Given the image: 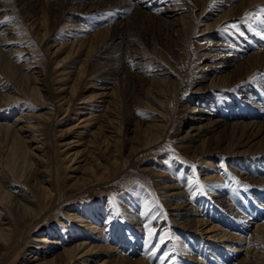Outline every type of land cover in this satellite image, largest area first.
I'll return each mask as SVG.
<instances>
[{
  "label": "rangeland",
  "instance_id": "1",
  "mask_svg": "<svg viewBox=\"0 0 264 264\" xmlns=\"http://www.w3.org/2000/svg\"><path fill=\"white\" fill-rule=\"evenodd\" d=\"M58 1L61 9L51 15L49 13L56 0H8L7 4L0 0V25L9 28L16 23L17 29L8 36L10 40H7V45L0 43V54L3 52L8 56L0 58V79L5 85L2 93L9 91V95L17 98L0 106V119L3 118L0 120V156H6L12 145L10 133L7 136V131L1 125L13 123L18 115L31 114L36 122L34 124L44 125L42 132L52 167L50 184L39 181L38 178L45 173H33L35 164L30 166L16 162L12 176L6 170L9 175L6 185H11L7 187L13 196L11 198L14 200L20 194L28 195V199L45 205V210L36 219L22 212L21 208L12 207V202L1 203L0 222L5 223L6 227L11 226L13 233L10 238L8 236V246L2 241L3 238L0 239V264H29L36 256L53 258L67 246L57 250L51 249L52 246L46 250L40 248L43 251L40 253L33 248L34 242L37 243L33 241L34 237L50 236L64 243L72 237L69 227L79 229V240L88 238L89 243L98 245L94 249L95 255L100 256L98 264H124L126 260L122 262L119 259L121 254L133 259L142 258L148 264H204L192 261L193 257L202 255L212 262L210 264L218 263L215 260L218 254L225 251L227 240L220 245L221 250L216 251L218 245L208 246L200 238H193L179 225L181 218H187L184 214L190 211L188 206L184 209L175 207L184 201L196 205L200 215L218 225V228L227 229L237 225V219L227 209L229 206L234 210L242 209L248 215L245 222L249 218L258 223L264 222V132L256 139L258 143L252 146L255 151L261 152L257 157H232L229 152L230 143L244 132L243 129L233 131L230 124L262 121L261 126L264 125V12H261L264 0ZM231 2L236 4L235 8L240 13L235 12ZM174 3L185 4V8L178 11H189V14L185 18L179 14L166 17L162 8H169ZM44 13L47 23H42ZM220 15L222 17L218 18ZM34 20L41 22L40 28L31 27ZM117 20L123 21L121 25L126 26L124 36L131 45L125 44L115 53L114 49L102 45L106 42L103 36L107 27ZM46 32L43 38L42 34ZM74 38L80 39L82 54H76L57 65V61L64 59L69 50L66 43ZM13 50L18 52L10 53ZM86 50H89L88 56L85 55ZM19 51L24 55L20 60H15L20 55ZM222 54L236 58L238 62L226 66L222 71L223 63L219 62ZM142 55L147 61L160 62L162 66L156 67L165 68L164 71L168 73L154 76L160 70L153 71L155 68H150L148 63L140 62L138 57L142 58ZM6 59H11L15 68L5 67L2 61ZM82 59L86 60V73L75 84L76 101L65 113L62 109L71 101L60 100L57 96L62 92L58 93L54 88L72 84L67 78L68 72L77 70ZM24 65L27 68H23ZM95 65L105 72V76H109L105 84L113 91V95L106 97L109 100L106 112L95 109H98V114H103V119L110 112L117 114L118 125L121 126L117 135L121 153L117 156L116 164H112L109 157L116 147L101 151L81 168L80 173H73L66 168L64 145L76 139L77 131L85 130L80 128L85 124L80 123L84 115L77 114L79 109H76L80 95L99 94V85H104L103 81H98L87 90V85L93 81L91 70ZM125 65L128 69L131 67V71L139 65L132 85L127 81L130 79L128 70L119 71ZM14 69L18 73L24 72L28 79L17 73L13 76ZM34 71L46 73L43 100L29 92V86H34L31 80L35 76ZM157 77L166 81H152ZM24 93L29 97L26 98ZM2 101L3 97L0 96V104H3ZM194 106L207 109L210 116L192 112ZM234 106L246 114L243 119L229 118L230 113L235 111ZM46 112H51V115L42 117ZM207 118L208 121L226 122H221L224 125L213 132L201 135L202 139L209 138L206 146H217L222 152L193 156L195 153L189 151V145L197 146L198 150L203 147L201 137L195 139L189 126L193 121ZM153 122L158 124L156 128L146 127ZM74 125L79 126L71 130ZM160 128L163 129L161 140L158 139L156 144L151 143L149 148L141 145L139 150L132 152L133 146L138 147V143L145 142V136L149 134H159ZM86 139L92 145H95V139L102 140L101 137L90 136ZM71 175L76 177L69 178ZM55 179L57 188L62 191L60 203L53 202L54 197L58 198ZM83 181H86L84 188L81 186ZM43 188L47 190L42 192ZM51 188L55 189L54 196L52 200L50 197L46 199L45 192L53 195ZM219 199L224 202H218ZM92 211L100 215L97 222ZM69 212H77L84 219L95 221L99 227L106 229L104 234L95 229L91 231L90 227L71 219ZM21 217L26 219L20 220ZM254 221H250V229L256 228L251 223ZM236 225L228 230L232 233V239L236 237L234 242L237 246L233 249L235 252L231 250L229 253L240 259L246 252L253 256L254 246L247 247L246 240L242 239L249 238L250 229L244 232L238 230ZM127 233L138 239H126ZM239 244L242 249H239ZM106 245L115 246L120 253L107 254ZM230 254L227 256L231 257Z\"/></svg>",
  "mask_w": 264,
  "mask_h": 264
},
{
  "label": "bare ground",
  "instance_id": "2",
  "mask_svg": "<svg viewBox=\"0 0 264 264\" xmlns=\"http://www.w3.org/2000/svg\"><path fill=\"white\" fill-rule=\"evenodd\" d=\"M4 1H6V3H4V4L8 3V0H4ZM98 1L103 2L104 0H98ZM98 1L95 0V2H98ZM183 3H181V4L178 3L176 5L174 3V5L169 7V8H162V12H164L166 17H169V18L172 16L174 17L177 14H179L180 17L185 18L186 14H189V11L185 12V13L178 11V10L185 8V4H183ZM59 5H60V2L58 0H56V4L53 5V7H51L52 11L49 14L52 15V14H55L56 11H60L61 6H59ZM230 5H231V7L236 9V11H235L236 13H240L239 10L237 8H235L236 4L231 2ZM44 14L45 15L43 17H41V19H43L42 23H47L48 19H47L46 13H44ZM217 15H219V14H217ZM9 17L10 16H8V18ZM188 17L191 18L190 15H188ZM221 17H222L221 15L218 16V18H221ZM163 20H165L167 22H171L168 18H163ZM36 21L34 20L33 25L31 27L40 28V26L42 25L41 22H36ZM121 22H123V21L117 20L113 24L109 25L107 27L106 34H104V36H103V38L106 39V42L103 43L102 47L111 48V50L114 49L116 51L115 53H118L125 44H127V45L130 44L127 41V38L124 36V34H126V32H125L126 26H122ZM75 26H76V23H75ZM0 29H2V31H3V32L0 31L1 32L0 33V43L3 42V44L7 45L8 44L7 40H10L8 36L17 30L16 29V23H15V25L12 24L9 28H3V25L1 24ZM41 30H43V29H41ZM44 31H47V29H45ZM46 34H47V32L42 34V37L44 38L46 36ZM77 35H80V34H76V36ZM79 42H80L79 38H74V40H71L68 44L66 43V47L68 46L69 50L66 52L64 59H60L57 61L58 62L57 65L63 63L67 59L72 58V56H75L76 54H79V55L82 54L81 52L83 49V47H82L83 45L79 44ZM5 47H7V46H5ZM66 47H64L63 53H64V50L66 49ZM60 48L61 47H59L58 49H60ZM58 49L56 51H58ZM1 51H2V49L0 48V52ZM225 51H227V50H225ZM12 52L16 53L18 51L13 50L10 53H12ZM19 52L20 53H18V54H20V55L15 60H20L21 57L24 55V53H21V51H19ZM86 52L87 53L85 55L88 56L89 50H86ZM5 54L6 53L3 54V52H2L0 54V58L1 59L8 58V56H6ZM144 57H145L144 55H142V58H141V56L138 57L140 62H142L144 64L148 63V66H150V68L151 67L155 68V69H153V71L160 70V72L156 73L154 76H157V75L159 76V75L168 73V72L164 71L165 68L164 69L157 68L159 66H162V64L160 62H158V64H157V62H155V61H147V58L145 59ZM235 57H239V56L236 55ZM242 57H244V55ZM219 59H220L219 62L223 63V65H222L223 70L222 71H225L224 68L226 66H230V65L238 62L236 60V58H234L235 59L234 60L232 57H229L228 55H225V54H222ZM85 61H86L85 59H82V61L79 60V62H81V65H79L77 70L76 69L70 70V72H68L69 75L67 76V78L71 80V82H72L71 85L69 84V86L68 85H65L64 87L62 86L63 88H61V87L54 88L58 93L62 92V94L60 96L59 95L57 96L60 100L66 99V101L67 100L71 101V103L66 104L67 105L66 108L63 107L62 110L65 113H68L70 111V107H72L71 104H73L72 102L76 101L75 96L77 93V88H76L75 84H77V82L85 76V73H86ZM2 62L5 65V67H7V68H15L11 59H9V60L6 59L5 61H2ZM97 66L98 65H95L94 69L91 70L92 71L91 78L93 79V81L87 85V90H88V88H93L94 84H96V82H98V81H103L104 85H99L100 86L99 90H101L99 94H96V95L95 94H93V95L82 94V95H80L78 102H77L79 107H77L76 109H79L77 114L84 115L83 118L80 119V123L85 122V124L83 125V127H80V128H83L85 130L77 131V133L74 137L76 139H72L64 145V147H65V149H64V151H65L64 160H66V168H69V170L73 173H80L82 171L81 168H83L88 161H92L94 158L97 157L98 154H101V151L112 150L114 147H116L114 154L110 155V157H109L110 163H112V164H116L117 156H118V154L121 153V150H120L121 147L119 145V140L117 138L118 137L117 135L119 133L118 130L120 129L121 126L118 125L119 122L117 121V114L115 112H110V115L107 118L103 119V114H101V113L98 114L96 112L98 109H99V111L101 109L103 111L105 110V112H106V109L108 108L107 105L109 102V100H107V99L109 98V95H113L112 88L105 84V81H107L106 78H108L109 76L108 75L105 76V72L101 71L99 69V67H97ZM126 67H127L126 65L120 67L119 71L124 72L126 69L128 70L130 79L127 81H129V84L132 85L133 84L132 78H134V73L138 69H137V67H135L136 70H133L134 71L133 72V71H131V69H132L131 67H129V69ZM132 67H134V65ZM23 68H27L26 65H24ZM144 68H145V66H144ZM149 71H151V70H149ZM219 72H221V71H219ZM16 73L18 74V76H23V78L28 79L27 76L24 74V72L18 73L14 69V71L12 72L13 76H15ZM33 73L35 74V76H32L31 80H32V83L34 84V86H32L31 88L29 86V92L35 94L37 96V98H39V100H43V97H44L43 92H46V89H45L46 85L44 84L46 73H44L43 71H39V72L34 71ZM71 75H74V76L71 77ZM62 77H64V76H62ZM152 81L164 82L166 80H164L163 78L157 77V80L152 79ZM233 85H234V83H233ZM213 86L218 87L217 85H213ZM4 88H5V85L3 84V82H1V79H0V96L3 97V101H2L3 104H0V106L7 104L11 100L17 99L16 97H13V95H9V91L7 93H2L4 91ZM24 94L27 95L26 98L29 97V95L27 93H24ZM106 97H108V98H106ZM95 108H98V109H95ZM231 110H232V108L230 109V111ZM234 110L235 111H232L230 113L229 118L232 117V118H236V119H243L246 116V114H244V112H241V110L239 111L237 106H234ZM191 111L195 112V113H203V114L208 115V116H210V114H211L210 111H208L207 109H204L203 107L198 108V107L194 106L191 109ZM225 111H227V109H225ZM50 115H51V112H46L44 115H41V116L45 118V117H49ZM200 117L202 118L203 116H200ZM5 118H7V117H5ZM2 119L3 118H1L0 120H2ZM189 119L196 120L192 117H189ZM201 120L202 121H200V120L199 121H193V122H191L192 126H189V129L193 132V136L195 137V139H200L202 134L211 133L216 128H218L219 126H223L224 124H226V122L224 120H222V121H220V120L208 121V118H207V120L206 119H201ZM221 122L224 124H221ZM34 123H36V122L34 120L33 115L27 114L25 116H19V115L16 116L14 122L11 124L1 125L3 127V129L5 131H7L6 132L7 136H8V133H10V137H12V141H11L12 145L9 149V153L6 154V156H0V166H2V168H0V205H1V203H4V202L7 204L12 202V207L14 205L17 209L21 208L22 212L28 213L29 216L37 219L40 213L43 214V210H45V205H42V203H40V202H39L40 204H38L36 202V200L34 201L32 199H28V195H24V194L18 195L13 200L11 198L13 196H11L9 190H7V187L9 188L11 185L10 186L6 185V183H9V180H8L9 175L8 174H10L12 176L13 165L17 164L16 162H19L22 165L27 163L30 166L32 164H35L36 170L33 173H36V172L45 173V175L38 178L39 181L45 182L47 184H50V182H51L52 176H50V173L52 171V167L49 164L50 159L47 155L48 149H47V145L45 144V141H44L45 140L44 133L42 132L44 129V125L41 123H37V124H34ZM1 124H3V123H1ZM157 125L158 124L156 122L155 123L153 122L149 125H146V127L156 128L155 126H157ZM261 125H262V121H248V122L241 121V122H236V123H232L229 125L233 131H239L242 129L244 131L242 134L239 135L237 140L234 139L230 143L229 148L231 150L229 149L230 150L229 152H230V155H232V157L233 156L234 157H242V158H246L244 156H247V157L248 156H250V157L255 156V157H257L258 153H261L260 151H255L252 147L255 145V143H258V141L256 139L260 135H262L264 132V129H263L264 125L263 126H261ZM78 126L79 125H74L73 127H71V130L78 128ZM94 128L96 130H94ZM86 129H90L91 131L87 132ZM26 132H29V134L26 135L25 134ZM162 132H163V129L160 128L159 134H149V135L145 136L146 141L143 142L142 144L138 143V147L133 146L132 152L139 150L142 146L144 148H149L152 146L151 143H153V142H154V144H156L158 139L161 140V138L163 136ZM88 136H90L92 138L93 137L98 138V139L101 137L102 140L101 141H95L96 140L95 139L93 141V139H91L95 144V145H92L89 143L90 141L86 139V137H88ZM10 137H9V139H10ZM208 139L209 138H207V137L203 138V139L201 137V145L203 147L201 150H198L197 146H194V147H192L190 145L188 146L189 151L191 153H195V154H193V156L216 155L217 153L222 152L221 149H219V147H217V146L212 147L209 144L206 146L205 142ZM233 142H235V143H233ZM34 144H35V146L32 147ZM205 152H207V153L204 154ZM262 152H264V150ZM253 153H256V154H253ZM1 161H3L4 163H2ZM258 163H259V161H258ZM56 169H58V167H56ZM6 170H7V172L9 171L8 174H6ZM146 170H150V169H146ZM102 174L104 175L105 173H102ZM211 176L213 177V175H211ZM14 177H17V176H14ZM75 177L76 176L71 175L69 178H75ZM214 177H215V175H214ZM216 177H218V176H216ZM57 179H55V182H54L55 183V189H57V190H55L54 188L50 189L51 192L53 191L52 192L53 195L50 192H45V194L47 196L46 199H48L50 197V199L52 200V198L54 196V190H55L56 194L58 195V198L54 197V199H53L54 203H55V201H56V203L57 202L60 203L62 198H63V196L61 194L62 191L57 188L58 187ZM85 182L86 181H83V183L81 185L82 188H84V186L86 185ZM46 190H47L46 188H43L42 192H44ZM217 201L220 203L224 202L222 199H219ZM185 202L186 201L179 203L180 205L178 207H175V209L176 208L177 209H180V208L184 209L185 207L188 206V209L190 210L188 213L184 214L185 216L187 215L186 216L187 218H185V219L181 218L182 221L179 220L180 221L179 225H181L182 229L188 231L191 234V236H193V238H197V239L200 238V240L204 241L206 243V245H208V246H214L215 247L216 245H218V246H216V251L221 250L220 245H222V243L224 244L225 241L227 240L226 244L224 246L225 251H223L220 254H218L219 252L217 253L218 254L217 260H215V261H218V263H215V264H264V222H262V223H258V221L255 222L254 220H252V218H249L247 220V222H245L246 218H248V215H246L242 211V209L237 208L234 210V208L231 206L227 207V209L231 210L230 212H232V215H234V217L237 219V221H236L237 225L234 224L232 226L236 225L238 230L242 229L244 232L246 229L249 230L250 226H251V225H249L250 221H254L251 223H252V225H256V228L249 230V231H251L249 238H246V239L242 238L243 240H246V246L247 247L254 246V247H252L253 256L248 255V253L246 252L244 254V256L240 259V257H238L237 255L232 256L229 253L231 250L233 252H235L233 249H236V247H237V246H235L236 244L234 242V239L236 237H234V239H232L233 238V237H231L232 233L228 232V230L230 231L232 226L229 227L230 229L229 228L224 229V228H220V227L218 228V225L213 224V222L211 223V220H207V218H203L200 215L201 212L196 209L197 208L196 205L194 206L193 204L185 203ZM77 212H78V210H77ZM76 213H74V212L70 213L69 212L68 216L71 219H75V221L81 222L80 224L87 226V227H90L91 231H94L93 229H95L96 232L103 233L106 230L103 227H99L97 224H95V221H92V220L89 221L87 219H84L81 215L76 214ZM92 213H93V217L96 218V222H97V220H98L97 217H99L100 215H98L96 213V211H94V212L92 211ZM22 219L24 220L26 218L21 217L20 220H22ZM208 219H210V218H208ZM37 223H38V221H37ZM210 224H213V225H210ZM69 228L71 230L72 237H70L69 240L64 242V243L61 241H57L56 238H52L50 236L48 238H47V236L42 237V238H35L34 237L33 241L37 242V243L34 242V244H35L33 247L34 250L40 251L41 250L40 248H45V250H46L47 247H50V246H52L51 249H53V250L54 249L57 250L59 248H63L66 246L67 247L61 253L55 255L53 258H47V256L40 258V256H36V257H34L35 259L33 261H31V263H29V264H88L89 261L91 262L90 264H93V263L98 264L97 262L100 259V256L95 255L97 253H95L96 251H94L95 247H97L98 245L89 243L87 241L88 238L82 237L79 240V238H78V234L80 233V232L78 233L79 229L74 230L71 227H69ZM217 230H219L221 232H218ZM73 231H74V233H73ZM215 232H218V233H215ZM12 233H13V228L11 226L6 227L5 223L0 222V239L3 238L2 241H5L7 246L10 243L9 238H10V235ZM200 235H201V237H200ZM8 236H9V238H8ZM125 236L127 237L126 239L130 238L131 241H132V237H133V239H138V238H134L136 236L132 235L131 233H127ZM108 237L109 236H107V238ZM90 241H91V239H90ZM131 241H129V242H131ZM73 243H75V244H73ZM41 245H45V246L41 247ZM208 246H207V248H208ZM106 247L108 248V251H106L107 254L119 252V251H117V248L115 246L111 247V246L106 245ZM241 247L242 246L239 244V249ZM42 252L43 251H40V253H42ZM135 253H136V251H135ZM49 254H51V253H49ZM229 254L231 255V257L227 256ZM14 256L16 258L17 253ZM120 257L121 258H119V259H121L122 262H123V260H126L124 264H148L142 258L133 259L131 257L124 256L122 254ZM223 258H226V259H223ZM192 261L200 262V263H204V264L205 263L206 264L212 263L207 258L203 257V255L200 257H197V258L193 257ZM10 262H12V261H10ZM99 264H104V262H101Z\"/></svg>",
  "mask_w": 264,
  "mask_h": 264
},
{
  "label": "snow or ice",
  "instance_id": "3",
  "mask_svg": "<svg viewBox=\"0 0 264 264\" xmlns=\"http://www.w3.org/2000/svg\"><path fill=\"white\" fill-rule=\"evenodd\" d=\"M261 12H264V8H261Z\"/></svg>",
  "mask_w": 264,
  "mask_h": 264
}]
</instances>
